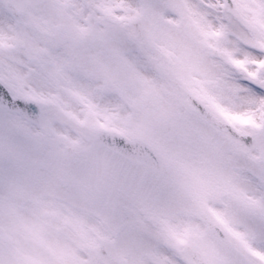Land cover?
I'll return each mask as SVG.
<instances>
[{
	"label": "snow or ice",
	"instance_id": "1",
	"mask_svg": "<svg viewBox=\"0 0 264 264\" xmlns=\"http://www.w3.org/2000/svg\"><path fill=\"white\" fill-rule=\"evenodd\" d=\"M0 264H264V0H0Z\"/></svg>",
	"mask_w": 264,
	"mask_h": 264
}]
</instances>
